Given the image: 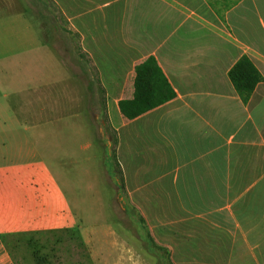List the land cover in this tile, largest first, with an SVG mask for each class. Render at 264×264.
Listing matches in <instances>:
<instances>
[{
  "label": "crops",
  "instance_id": "1",
  "mask_svg": "<svg viewBox=\"0 0 264 264\" xmlns=\"http://www.w3.org/2000/svg\"><path fill=\"white\" fill-rule=\"evenodd\" d=\"M23 1L41 25L79 35L81 67L68 56L72 81L87 91L95 78L107 96L124 193L113 170L108 176L171 263L264 264V0ZM151 55L176 96L128 119L118 102L133 97L135 67ZM243 55L263 76L246 103L229 77ZM46 124L54 133L40 121L27 135L0 118V264H19L16 250L26 240L33 252L42 233L98 243L96 230L89 239L75 221L73 162L63 159L83 155V174L105 188L106 174L90 167V133ZM124 246L114 264H137L131 243Z\"/></svg>",
  "mask_w": 264,
  "mask_h": 264
},
{
  "label": "rangeland",
  "instance_id": "2",
  "mask_svg": "<svg viewBox=\"0 0 264 264\" xmlns=\"http://www.w3.org/2000/svg\"><path fill=\"white\" fill-rule=\"evenodd\" d=\"M29 1L32 5L33 0ZM1 9L4 14L0 17L6 19L0 23V105L7 107L0 110V118L6 119L10 132L27 135H33V127L40 121L47 133H54L46 124L49 118L57 120L52 129L57 128L58 134L73 132L75 136H85L90 133V167L106 174L105 188H102L96 185L93 175L83 174V155H72V159L63 157L70 164L73 162L75 221L85 229L89 239L96 230L98 243L87 246L76 232L34 235L33 252L26 240L16 250L19 264H114L128 243L137 252V264H172L170 257L161 255L163 252L148 247L138 225L127 214V209L140 212L139 209L119 202L117 186L110 178L113 167L109 144L115 143V131L108 116L107 96L104 102L95 78H90L87 91L82 83L76 86L72 81L74 72L68 56L72 51L73 64L81 67L79 35L66 28L41 25L34 9L23 0H10L8 4L0 0ZM78 79L82 82L83 78Z\"/></svg>",
  "mask_w": 264,
  "mask_h": 264
},
{
  "label": "trees",
  "instance_id": "3",
  "mask_svg": "<svg viewBox=\"0 0 264 264\" xmlns=\"http://www.w3.org/2000/svg\"><path fill=\"white\" fill-rule=\"evenodd\" d=\"M134 94L132 98L121 99L118 102L119 109L123 116L128 119L135 118L146 111L173 99L176 92L162 68L154 56L136 65L135 67ZM229 77L241 96L243 102H248L257 84L263 80V76L253 61L243 55L229 70ZM116 140L111 144L110 157L113 164L114 176L117 179L116 185L119 191L124 193L123 172L116 156ZM127 214L138 225L140 235L150 249H158L161 255L170 257L167 248L157 244L152 236L144 216L133 209H127Z\"/></svg>",
  "mask_w": 264,
  "mask_h": 264
}]
</instances>
